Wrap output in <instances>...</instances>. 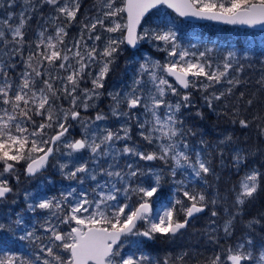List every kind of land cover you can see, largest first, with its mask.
I'll list each match as a JSON object with an SVG mask.
<instances>
[{
    "label": "snow or ice",
    "instance_id": "obj_1",
    "mask_svg": "<svg viewBox=\"0 0 264 264\" xmlns=\"http://www.w3.org/2000/svg\"><path fill=\"white\" fill-rule=\"evenodd\" d=\"M22 2L24 8L18 15L9 11L0 19V200L14 191L10 178L19 181L18 166L22 162L25 175L35 176L49 165L50 158L61 148L66 150L61 154L70 158L68 162H57L65 179L78 180L80 184L85 180L96 183L91 188V196L88 191L77 192L76 188H71L61 193L60 198L28 203V211L39 209L50 213L41 225L44 232L50 234L48 243L36 235L35 228L25 230L19 239L30 241L38 250L31 256L0 254V264H157L145 254L121 256L122 238L174 239L182 235L191 219L209 205L213 206L211 216L219 215L215 210L218 200L209 198L203 189L189 190L188 178L210 186L207 177L215 175L213 159L209 158L210 149H214L223 164L224 147L221 146L231 144L233 136L226 134L213 146L201 134L198 148L190 143L188 137L198 133L194 128L185 129V114L195 109L193 114L204 119L195 93L202 94L203 107L213 112L218 102H225V111L218 115H228L231 111V122L242 129L251 127L253 121H261L256 125L261 137H264V115H255L250 121L239 115V108L226 102L242 83L237 76L231 75L233 70L236 73L243 71L234 51H228L222 61L214 63L213 49L195 52L182 48L173 27L167 30L143 28L140 32L137 29L149 9L158 4L175 9L180 17L264 25V0H122L119 7L116 0H97L99 15L80 21L77 20L80 0ZM16 3L17 0H0V9L12 8ZM45 6L55 13L51 16L54 31L49 33L47 28H38L36 40H26L25 29L38 8ZM124 13L127 20L120 23L117 18L123 19ZM40 15L43 19L42 12ZM13 20L18 22L12 23ZM61 20L62 23H57ZM76 23L80 25L79 33L69 40L68 29ZM98 29L112 34L119 32L121 36H109L101 48L97 42L103 37ZM142 40L162 42L163 46H155L166 53L164 62L146 58L126 90L107 93L111 101L108 113L96 110L94 115H88L90 109H98L96 102L105 94L102 90L121 45L136 48ZM18 67L21 70L16 72ZM93 68L97 70L93 72ZM86 80H90L91 87H81ZM257 83L264 88V75ZM225 84L227 87L217 88ZM244 95L241 92L239 99L244 100ZM62 100L68 101L67 108L58 104ZM246 104L251 108L253 99H247ZM36 117H40L39 122ZM111 118L121 121L118 128L98 123ZM73 122L81 127L78 139H69ZM133 128L140 140L153 146L150 150L143 149L133 140ZM82 152L89 153V160L96 167H90L88 161L72 164L71 158ZM124 157L132 158L133 162L120 167ZM246 158L240 149H235L232 161L237 170ZM104 161H107L106 166ZM139 161H160L170 166L176 192L182 196L162 204L154 214L152 198L160 190L161 173L149 168L147 171L152 173L154 184L144 187L136 183L133 186L134 180L145 175ZM178 175L185 178L177 179ZM98 176L108 179L100 183ZM262 181L264 173L258 169L241 177L238 189L234 188L235 212L229 213L223 224L225 236L232 235L234 221L257 194ZM121 195L123 201L119 199ZM133 196L138 198L136 203H130ZM25 199H28L27 193ZM51 217L69 225L70 230L58 229ZM140 222L145 225L143 230L138 227ZM261 222V219H253L246 227L254 229ZM13 223L16 227L24 225L19 215ZM210 223L215 224V220ZM0 231L14 232V229L0 224ZM209 241L218 243L212 235H209ZM189 256L187 250L174 257L169 254L162 264H192ZM195 264H201V261L197 260ZM202 264H264V244L257 246L249 235L235 246L214 252Z\"/></svg>",
    "mask_w": 264,
    "mask_h": 264
},
{
    "label": "trees",
    "instance_id": "obj_2",
    "mask_svg": "<svg viewBox=\"0 0 264 264\" xmlns=\"http://www.w3.org/2000/svg\"><path fill=\"white\" fill-rule=\"evenodd\" d=\"M122 2V0H121ZM24 8L22 0H17L14 7L8 8L5 6L0 9V19L4 18L7 12L11 11L17 15ZM44 15L47 12L46 6L42 9L37 10L33 15V19L29 22V26L25 29L26 40L35 41L36 32L38 28H47L48 32L54 31V26L51 22V17L45 20L41 19L40 13ZM160 9L152 11L149 16L144 20L143 26L149 24L151 28H158L160 30H167L168 27H173L177 32V40L181 42L183 47L189 48L190 50L204 51L205 49H213L212 59L214 63L222 61L223 57L228 51H234L237 54V59L240 65H243V71L236 73L232 71V76H237L242 83L236 87L235 95L228 99L234 107L239 108V115L246 117L250 121L255 115H264V88L257 83V81L264 75V36L259 38L261 33L264 35V30H252L246 28H239L228 25L208 24L212 25L211 29H202L199 31L190 30L189 21L181 20L178 23L179 18L170 10L166 16L159 17ZM152 16V17H151ZM150 20V21H149ZM12 23L18 21L13 20ZM63 21H57L62 23ZM75 27V24L73 26ZM70 27V28H71ZM216 27V28H214ZM68 29L69 37L72 36V31ZM153 45H146L142 43L141 47L137 50H131L124 45H121V49H125L126 52L131 54L141 53L142 55L157 54L153 51ZM34 49V45H33ZM28 49L25 50L27 54ZM133 58L128 56L122 58L117 56L116 62L113 65L112 71L109 73L106 81L110 78L121 79L122 83L129 85V79L131 73L135 70L136 65L129 64L128 61ZM21 69L18 67L16 72ZM65 74L66 73H62ZM14 75V73H13ZM231 78V77H230ZM120 82V80H118ZM91 83V82H90ZM85 84L82 82L81 87ZM227 87V85L217 86V88ZM243 92L244 100L239 99V94ZM247 99H253L254 104L251 108L246 104ZM196 102L202 107L204 112V119L196 117L193 113L185 114V129L194 128L197 131V136H189L188 140L191 144L199 147V140L201 134L203 138L208 141L211 145L215 146L219 139H223L226 134H232L233 142L228 146L224 147V161H221L216 156L214 149H210L211 156L213 159V167L215 169V175L207 177L209 185H204L202 182H197L195 178L189 177L188 188L192 190L203 189L209 198H216L218 200L215 210L219 213L217 217L211 216L212 205L205 214L196 217L190 224L189 227L183 231L182 235H178L174 239H167L163 237H157L155 241H146L143 237H126L122 240L126 242V253L128 255H134L135 257L141 254L148 255L152 261L157 264H162L164 258L171 254L173 257L183 250H187L190 253L189 259L192 264H195L197 260L202 262L213 255L214 252H222L228 246H235L239 241L247 236H251L257 246L264 244V181L261 182L260 189L257 194L246 203L243 207L242 215L238 216L234 221L235 227L231 236H225L223 232V224L229 217V213L235 212L234 202L236 191L238 189V182L245 175L246 172L252 169H258L264 173V137L259 135V129L256 127L261 121H253L251 127L248 129H242L239 124H233L231 111L228 115H218L225 111V102H218L217 109L215 112L203 107L202 94L195 93ZM65 108L68 107V101H59ZM39 122L40 117H36ZM74 123V122H73ZM50 134H51V130ZM71 132V129H70ZM133 140L143 146V149L150 150L151 147L145 142L140 140L137 135V131L133 128L132 131ZM75 137L79 138L78 134ZM235 149H240L243 154L246 155V160L242 166L237 170L232 161V154ZM80 163L84 161L89 162L90 167H96L89 160V153H80ZM128 158V157H127ZM53 159V158H52ZM129 159V158H128ZM128 162V161H127ZM126 161L120 162V167L127 163ZM104 166L107 165V161L102 162ZM141 167L145 171V175L139 177L133 181V186L136 183H141L142 186L148 187L150 184H154V177L152 173H149L147 169L151 168L153 172L161 173V184L160 190L156 194L158 201L156 203H170L175 196H182L181 193L176 192L177 185L173 183L172 177L170 176L169 167L164 165L160 161L144 162ZM51 164V163H50ZM24 163L22 162L18 166L19 181L11 180V185L16 191L13 195L10 193L6 199L0 200V224L11 226L13 231H0V254H12L31 256L32 252L36 249V246L30 241H21L19 236L24 233L25 230H32L35 228V233L41 236L44 243H48L47 237L49 233H45L41 225L44 224L45 220L50 217V213L45 210L37 209L36 212L27 210L28 203H37L41 197L60 198L61 193L69 191L71 188H76L77 192L88 191L91 196V188L94 187L95 183L91 180H85L84 184H80L78 180L65 179L64 175L60 171L51 172L45 178V182L37 180L36 177H28L24 173ZM51 171V167L47 173ZM46 173V172H45ZM42 173V174H45ZM41 174V175H42ZM83 175V174H81ZM40 175H38L39 177ZM184 176L178 175L177 179H184ZM108 178L105 176H98V181L103 183ZM60 188H63L58 191ZM28 194V199H25V194ZM154 196V197H156ZM124 197L119 199L123 201ZM138 198L133 196L130 203H136ZM227 209L228 211H225ZM24 221V225L16 227L14 221L17 216ZM182 218V214H181ZM253 219H261V224H256L254 229L246 227L249 221ZM215 220V224L210 222ZM53 224H59L57 218L51 217ZM60 225V224H59ZM61 226V225H60ZM60 229L66 230L63 225ZM215 229V231H212ZM209 235L216 237L218 243L209 241Z\"/></svg>",
    "mask_w": 264,
    "mask_h": 264
},
{
    "label": "rangeland",
    "instance_id": "obj_3",
    "mask_svg": "<svg viewBox=\"0 0 264 264\" xmlns=\"http://www.w3.org/2000/svg\"><path fill=\"white\" fill-rule=\"evenodd\" d=\"M80 3H81V10H80V13L77 16V20L78 21L85 20L86 17L90 18L92 16L99 15V13L97 12V7H96L97 0H80ZM116 6H118V7L122 6L121 0H116ZM46 8H47V12L45 13V15H46L47 18L51 17L52 15H55V13L53 12V10L50 7L46 6ZM158 9H160L159 17L166 16L168 14V11H170L165 6L159 7ZM173 13L179 18L177 24H180L181 23L180 19H183V18L178 16L175 12H173ZM45 15H44V19L43 20H45ZM122 17H123V19H120V18H117V19L119 20L120 23H125L126 20H127L126 14L125 13L122 14ZM106 23H108V21H106ZM189 23L190 24H186V26H189L190 27L189 29L192 30V31H196V30L199 31V30H202V29H209V28L211 29V27H212V25H206L205 26V23L210 24L209 22H192V21H189ZM211 24H213V23H211ZM228 26H230V25H228ZM143 28H151V26H149L148 23L145 24L144 26L142 24V26L140 28V31H142ZM214 28H216V27H214ZM70 30L72 31V36L73 37L77 36V34L79 33V30H80L79 23H76L75 27L74 28L71 27ZM98 31L100 32V34L103 37V39L100 42H97L99 47H101V48L103 47L104 40H106L109 36H114V37H117V38H119L121 36V33H119V32L112 34V33L103 32V30H100V29H98ZM263 36L264 35L261 33V35H259L258 37L261 38ZM69 40H71V36L69 37ZM141 42L142 43H146V45L147 44L148 45H153V47H155V48H153V51L156 52L157 54L153 53V55H151V56L148 55V54L142 55L141 53L131 54L130 55V52H126L125 49H121V51L119 53V56H121L122 58H124V57L127 58L128 56L132 57L133 59L129 60L128 63L132 64V65H136L135 70L131 73L130 79L128 80L129 81V85L131 84V80H132L136 70L139 68L140 63H143L146 58L150 57L152 60H159L161 62H164V60H165L166 53L158 50V48L155 46L156 44H160L161 46H163L162 42H151V41H148V40H142ZM177 42L179 43V45L182 48H186V47L182 46L180 41L177 40ZM89 43L91 44L92 42L89 41ZM125 46L127 47L126 44H125ZM191 51H195V50H191ZM197 52H199V51H197ZM96 70H97L96 68L92 69L93 72H95ZM118 80H120V82H118ZM84 84L87 87H91L90 80H86L84 82ZM127 87H128V83L127 84L122 83L120 78H118V79L110 78L107 81H105V88L102 90L105 94L96 102L97 105H98V109H90L87 114L90 115V116L94 115L96 110H103L105 113H108L111 101H110V98L107 96V93L108 92H114V91H123V90H126ZM98 123H100L101 126H104L106 124L108 127H111L113 129H115V128L119 127V124L121 123V121H118L115 118H111V119H109L106 122H98ZM75 134H78V136L80 138V136H81V127H80L79 124L74 122L73 123V127L71 128V135L69 136V139H72V138H76L77 139V137H75ZM65 151H66L65 149L61 148V151L56 153L55 157L51 161V164H50L51 171L49 172V174L47 173V171L49 169L48 168L47 171L42 172V173L46 172L45 174L39 173V174H37V175H35L33 177L37 176V180H39L41 182H45L44 179L47 178L48 175H51L52 174L51 172L60 171L59 168H58L57 162L59 161L60 163H64V162H68L69 159H70L69 157L61 154V153L65 152ZM79 156H80V153L79 154H75L71 158L72 164L80 163ZM121 161L133 162V159L132 158L128 159L127 157H124V158H121L120 162ZM138 163H139L140 167H142L143 164H144L143 161H139ZM122 167H124V165ZM38 175H40V176L38 177ZM11 180H16V179L14 177L10 178V183H11ZM62 189L63 188H60L58 191L61 192ZM15 192L16 191L14 190L12 192V194L14 195ZM120 197L122 198L123 196L121 195ZM44 198H46V197H41V199H44ZM156 201H158V197L157 196L152 198L154 214L156 213L157 209H159L161 207L162 204H165V203H160V202L156 203ZM160 214H162V213H160ZM85 215H87V214L85 213ZM53 218H56V217H53ZM59 224H56L58 226V229H60L63 225L65 226V228H69V225H65V224H61V223H59ZM72 226H74V223H73ZM138 227L140 228V230H143L145 225H144L143 222H141V224ZM68 230H70V229H66L64 231H68ZM129 237H137V236H129ZM126 242H127L126 240L123 241L122 242V247L120 248L121 256H123V257H127L128 256V254L126 253Z\"/></svg>",
    "mask_w": 264,
    "mask_h": 264
},
{
    "label": "water",
    "instance_id": "obj_4",
    "mask_svg": "<svg viewBox=\"0 0 264 264\" xmlns=\"http://www.w3.org/2000/svg\"><path fill=\"white\" fill-rule=\"evenodd\" d=\"M162 6H165L166 8H168L169 10L175 12V13L179 16V14L175 11V9H173V8H169L166 4H158L155 8H151V9H149V11L145 14L144 19L141 21V26H142L144 20L149 16V14H150L152 11H154V10H156L157 8L162 7ZM125 14H126V13H125ZM126 17H127V14H126ZM181 18H183V19L186 20V21H192V22H209V23H214V24H219V25H230V26H235V27H239V28H246V29H252V30H264V25H261V24H256V25L249 26V25H242V24H227V23H224L223 21H219V20H205V19H198V18H195V17H181ZM140 28H141V27H140ZM140 28L137 29L138 32L140 31ZM141 44H142V42L140 41L136 48H133L132 46L127 45V44H126V45H127V47H128L129 49H131V50H137V49H139V48L141 47ZM77 139H78V138H77ZM50 159H51V158H50ZM49 162H50V161H49ZM47 169H48V166H47L45 169H42L39 173H42V172H44V171H47ZM39 173H37V174H39ZM37 174H36V175H37ZM26 176H27V175H26ZM28 177H33V176H28ZM206 211H207V209H206L203 213L197 214L194 218L191 219L190 223H191L196 217L205 214ZM140 224H141V222H140ZM140 224H139V225H140ZM139 225H138V226H139ZM185 230H186V229H185ZM185 230H183V231H185ZM122 239H123V238H122Z\"/></svg>",
    "mask_w": 264,
    "mask_h": 264
},
{
    "label": "flooded vegetation",
    "instance_id": "obj_5",
    "mask_svg": "<svg viewBox=\"0 0 264 264\" xmlns=\"http://www.w3.org/2000/svg\"><path fill=\"white\" fill-rule=\"evenodd\" d=\"M53 158H54V157H53ZM51 161H52V158L50 159V162H49L48 168H49V166H50Z\"/></svg>",
    "mask_w": 264,
    "mask_h": 264
}]
</instances>
